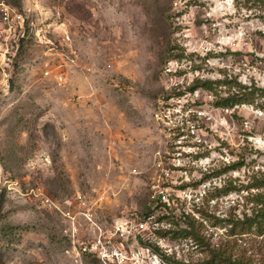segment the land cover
Wrapping results in <instances>:
<instances>
[{
	"label": "rangeland",
	"instance_id": "1",
	"mask_svg": "<svg viewBox=\"0 0 264 264\" xmlns=\"http://www.w3.org/2000/svg\"><path fill=\"white\" fill-rule=\"evenodd\" d=\"M6 1L51 43L23 42L13 88L0 83V264H99L75 260L65 232L75 217L78 244L91 238L83 213L105 228L151 216L139 242L161 264H210L157 198L190 210L210 193L209 213L242 218L264 194V119L216 105L251 84L241 103L264 106V0ZM196 79L211 88L191 91ZM201 220L210 244L225 238V222ZM234 236L264 264V231Z\"/></svg>",
	"mask_w": 264,
	"mask_h": 264
},
{
	"label": "built area",
	"instance_id": "2",
	"mask_svg": "<svg viewBox=\"0 0 264 264\" xmlns=\"http://www.w3.org/2000/svg\"><path fill=\"white\" fill-rule=\"evenodd\" d=\"M27 19L28 16L24 11L6 0H0V83L5 82L7 84L12 66L17 61V53L23 47V42L32 38L39 43H51L46 31L41 27H36L33 21ZM250 86L252 85L247 87ZM220 110L226 114H232L235 110H247L253 112L256 118L264 119V106H259L257 103L234 104L221 107ZM247 123L248 121H244V125L247 126ZM179 153L177 150L173 151L171 156L169 153L166 157L167 162L177 167L178 165L175 164L174 160H179ZM161 171L164 172L163 169ZM167 173L165 172L164 175ZM160 196L163 201H167L164 194ZM46 201L49 203V200ZM83 214L88 220L92 232L89 240L81 241L78 244V227L75 224V217H70V225L65 230L72 244V250L75 252V260L81 262L82 256L86 255L94 258L99 264H161L158 261V254L151 251L149 246L139 242L154 238L156 228L152 227V230L149 227L151 216L146 219L127 218L119 220L113 223L110 228H105L99 222L94 221L89 214ZM155 239L157 243L163 240L161 237ZM77 245H79L78 248ZM69 252L70 250H66V253Z\"/></svg>",
	"mask_w": 264,
	"mask_h": 264
},
{
	"label": "trees",
	"instance_id": "3",
	"mask_svg": "<svg viewBox=\"0 0 264 264\" xmlns=\"http://www.w3.org/2000/svg\"><path fill=\"white\" fill-rule=\"evenodd\" d=\"M11 3V2H10ZM16 6L14 3H11ZM22 41V39H21ZM22 46V43H21ZM222 83H231L229 80H221ZM220 82V81H219ZM199 83L205 89H210V81L204 80L200 81L196 79L194 84L189 88L191 91L195 90ZM249 91L246 92L245 89ZM241 89H244V92L241 93ZM255 88L253 86H239L238 93H241L240 97H237L236 94H228L225 97L220 98L216 102V105L221 107L232 106L237 103H241L253 96ZM226 192V189L223 190ZM212 196L208 193L206 198L196 202L195 199H191V208L190 210L184 209L185 201H180L179 198H167V201H163L161 196L157 198L156 206L163 208L166 214H163L162 217L166 218L168 221H172L174 224L178 221L179 227L176 229L175 234L180 238H190L194 241L196 245L207 250V263L210 264H251L248 261H245L243 256L240 253H234V248L238 243L237 238L234 235L243 234L249 232L254 228L257 233H262L264 231V194L260 192L248 193L246 196V204H251L249 212H243L242 218L237 217L231 212L227 213L226 216H216L214 213L211 214L208 211V200L207 197ZM176 206L181 204V208L178 215H172V211L175 210L174 204ZM1 204V199H0ZM195 213H199L200 216H196ZM211 221L212 225L217 223L225 222V225H228L225 238L222 239L217 245H212L209 242L208 236L200 228L203 226V219ZM143 241V240H142ZM147 242V241H144ZM146 245L145 243H143ZM149 245V244H148ZM146 245V246H148ZM157 250V248H156ZM91 258V257H90ZM95 260L94 258H92ZM96 261V260H95Z\"/></svg>",
	"mask_w": 264,
	"mask_h": 264
},
{
	"label": "water",
	"instance_id": "4",
	"mask_svg": "<svg viewBox=\"0 0 264 264\" xmlns=\"http://www.w3.org/2000/svg\"><path fill=\"white\" fill-rule=\"evenodd\" d=\"M12 88H13V80H12V78L10 77V78L8 79V89L11 90Z\"/></svg>",
	"mask_w": 264,
	"mask_h": 264
}]
</instances>
